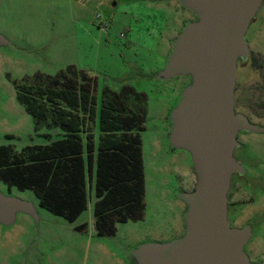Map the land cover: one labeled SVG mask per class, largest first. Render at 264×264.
<instances>
[{"label": "rangeland", "instance_id": "374dc122", "mask_svg": "<svg viewBox=\"0 0 264 264\" xmlns=\"http://www.w3.org/2000/svg\"><path fill=\"white\" fill-rule=\"evenodd\" d=\"M196 18L177 0H0V33L12 41L0 47V144L11 143L12 149L20 150L62 137L59 109L67 102L45 103L55 115L38 120L17 93H33L40 86L61 87L69 80L80 84L85 72L98 104L122 90L127 111L143 103L146 108V128L141 132L145 216L119 223L115 234L102 236L92 223L94 191L88 208L71 222L41 207L32 190L0 181V191L33 201L40 216L36 222L20 213L13 225L0 224V264H135L131 254L140 244L184 234L183 205L185 210L187 206L178 192L192 191L197 178L189 181V168L194 170L191 155L172 147L169 135L170 112L188 79H162L158 72L166 64L173 40L186 22ZM247 39L252 54L243 89L250 102H239L238 109L264 125V3ZM36 95L37 103L48 102ZM258 99L262 101L255 102ZM73 112L82 114L79 109ZM95 121L87 120L83 139L95 130ZM7 134L14 138L8 139ZM238 139L241 146L235 156L247 173L233 178L230 220L234 226L249 222L254 227L245 249L256 261L264 259V131H242ZM82 223L87 227L76 229Z\"/></svg>", "mask_w": 264, "mask_h": 264}, {"label": "water", "instance_id": "95a60500", "mask_svg": "<svg viewBox=\"0 0 264 264\" xmlns=\"http://www.w3.org/2000/svg\"><path fill=\"white\" fill-rule=\"evenodd\" d=\"M196 19L173 40L162 79L190 76L170 112V144L189 152L197 175L192 191H179L186 203L182 236L145 242L132 251L135 264H264L252 261L245 247L251 223L234 226L229 193L246 167L235 156L238 134L263 132L264 125L235 111L238 62L250 54L247 33L264 0H177ZM12 41L0 33V47ZM40 216L33 201L0 191V224L13 225L18 214Z\"/></svg>", "mask_w": 264, "mask_h": 264}, {"label": "trees", "instance_id": "16d2710c", "mask_svg": "<svg viewBox=\"0 0 264 264\" xmlns=\"http://www.w3.org/2000/svg\"><path fill=\"white\" fill-rule=\"evenodd\" d=\"M85 73L80 84L69 80L61 87L40 86L33 93L18 91V99L38 120L52 113L45 103L67 102L68 106L59 109L62 116L58 117V124L69 134L49 145H27L21 153L14 151L12 145L0 144V180L9 187L32 190L41 207L74 222L87 208L88 172L90 177L95 176L96 232L113 235L117 222L144 217L146 178L141 132L146 128V108L143 103L127 111L122 90L98 104L91 77ZM36 92L48 102L37 103ZM136 94L139 95L137 91ZM73 109L82 114L79 116ZM97 118L100 140L96 144L93 131L87 133L86 155L81 132L88 119ZM84 227L81 224L76 229Z\"/></svg>", "mask_w": 264, "mask_h": 264}, {"label": "crops", "instance_id": "0c3cea01", "mask_svg": "<svg viewBox=\"0 0 264 264\" xmlns=\"http://www.w3.org/2000/svg\"><path fill=\"white\" fill-rule=\"evenodd\" d=\"M96 128H95V130H93V133L95 134V142H96V144H98L99 143V140H100V134H101V130H100V126H99V118H97L96 119ZM36 129V128H35ZM61 129H63V136L62 137H60V138H58V139H61V138H64V137H66L67 136V131L64 129V128H62L61 127ZM47 134V133H46ZM6 137L8 138V139H12V138H14V135L13 134H7L6 135ZM55 140H57V139H54L53 141H55ZM53 141H51V142H49V143H34V144H30V145H37V144H44V145H49V144H51ZM86 144H87V139L85 138L84 139V147H85V154L87 155V151H86ZM4 145H11V143H8V144H4ZM142 147H143V144H142ZM14 149H16V148H14ZM23 149V148H22ZM22 149H20V150H15L17 153H21V151H22ZM95 154H96V151H95ZM143 160H144V154H143ZM94 171H95V167H94ZM144 172H145V164H144ZM86 176H87V184H86V187H87V208H88V204H89V201H90V199H91V195H92V191H94V197H95V200H94V203H93V212H94V206H95V202H96V200H97V197H96V193H95V176L94 177H90V175H89V173L88 172H86ZM188 179H189V181L191 182L193 179H196L197 178V175H196V173H195V171L194 170H192L191 171V168H189V171H188ZM145 178H146V174H145ZM0 181H2V180H0ZM86 208V209H87ZM85 209V210H86ZM183 211H185V206L183 205ZM84 212V211H83ZM82 212V213H83ZM81 213V214H82ZM80 214V215H81ZM79 215V216H80ZM144 216H145V214H144ZM140 220V219H139ZM130 221V220H129ZM128 222V221H127ZM92 223H93V226H94V229H95V231H96V228H95V216H94V218H93V221H92ZM119 223H123V222H117V227H118V224ZM82 224H85V227H87V223H82ZM81 225V224H80ZM180 228V227H179ZM184 229H185V222H184ZM97 233V232H96Z\"/></svg>", "mask_w": 264, "mask_h": 264}, {"label": "flooded vegetation", "instance_id": "af4514ba", "mask_svg": "<svg viewBox=\"0 0 264 264\" xmlns=\"http://www.w3.org/2000/svg\"><path fill=\"white\" fill-rule=\"evenodd\" d=\"M249 47H250V54L249 56L246 58V59H243L241 58L238 62V72H237V82H238V86H237V90H236V95H235V111L236 112H241V113H244L242 111H240L238 109V104L239 102H250V96L248 95V93L245 92V90L243 89V84L244 82H246V79L248 77V74L250 72L249 70V66L247 67V62L248 60L250 59L251 57V54H252V48L250 46V43H249ZM245 66V67H244ZM248 68V69H246ZM249 70V71H248ZM184 78H187L188 79V82L190 83L191 82V77L190 76H183ZM188 82L186 84H188ZM185 84V85H186ZM262 101V99H258V101L256 100L255 102H260ZM245 114V113H244ZM260 125H263V124H260ZM238 137V136H237ZM239 140V139H238ZM240 147V146H239ZM238 147V148H239ZM246 173H247V170H246ZM246 173L244 174H236V175H240V176H243L245 175ZM232 187H233V184H232ZM232 191V189H231ZM231 191L229 193V198H230V195H231ZM249 223V222H248ZM251 240V239H250ZM248 244V243H247ZM246 248V247H245ZM257 261H263L264 262V259L262 258H259V259H256L255 262Z\"/></svg>", "mask_w": 264, "mask_h": 264}]
</instances>
